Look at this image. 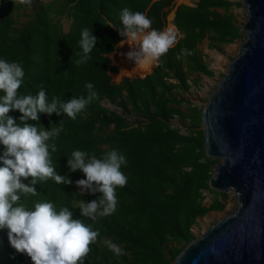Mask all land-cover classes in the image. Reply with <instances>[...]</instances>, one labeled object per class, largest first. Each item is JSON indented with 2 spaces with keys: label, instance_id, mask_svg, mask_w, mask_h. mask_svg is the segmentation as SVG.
Listing matches in <instances>:
<instances>
[{
  "label": "trees",
  "instance_id": "1",
  "mask_svg": "<svg viewBox=\"0 0 264 264\" xmlns=\"http://www.w3.org/2000/svg\"><path fill=\"white\" fill-rule=\"evenodd\" d=\"M235 5L227 0H197L193 6L176 7L173 0H32L25 7L15 0H0V59L23 66L20 94L35 95L43 87L49 101L53 96L68 101L86 96L87 83L98 93V99L75 120L63 114L40 115L38 124L46 130L63 120L62 131L50 141L57 146L51 159L57 173L73 183H39L35 186L38 195L21 201L28 208L42 201L53 203L57 211L69 207L74 219H85L98 230L100 235L90 245L84 264H172L196 239L192 228L197 220L224 211L225 194L209 187L217 161L205 152L201 112L177 91L190 90L192 75H213L199 51L205 40L217 49L241 37L234 17L228 14ZM124 8L143 13L158 31L165 29L174 9L172 23L179 38L151 73L123 78L116 84L111 74H117L119 67L112 65L110 56L123 39L118 27ZM27 14L28 20L21 24L19 19ZM64 20L70 23L67 30ZM84 28L92 30L97 42L91 59L77 65L75 53L80 51ZM181 49L191 54L177 59ZM104 102L116 106L120 114ZM9 115L19 123L18 111ZM175 117L190 122L188 132L172 125ZM113 149L126 157L127 166L121 171L127 183L116 189L115 212L92 222L81 216L78 201L91 202L102 194L79 195L75 181L86 177L80 170L71 172L67 161L74 150L100 158ZM30 179L22 182L27 184ZM206 193L212 196L209 205L205 204ZM105 240L119 245L124 254L114 255ZM0 264H32L26 254L11 248L6 229L0 230Z\"/></svg>",
  "mask_w": 264,
  "mask_h": 264
},
{
  "label": "clouds",
  "instance_id": "2",
  "mask_svg": "<svg viewBox=\"0 0 264 264\" xmlns=\"http://www.w3.org/2000/svg\"><path fill=\"white\" fill-rule=\"evenodd\" d=\"M32 0H15V3L30 5ZM118 33L123 39L120 45L128 44L130 51L122 53L136 67L158 64L170 48L178 42L175 27L162 31L153 29L152 21L141 12L129 8L120 13ZM115 27V26H113ZM97 38L88 28L80 33L79 48L75 53L77 65L91 59L90 53ZM181 49L177 59L190 55ZM66 74V72H65ZM25 72L18 62L0 59V230H7L8 242L16 253L26 254L32 264H84V258L91 251L90 245L97 242L100 235L85 219H74L69 207L57 211L53 203L35 202L32 208L22 203V197L36 196V185L48 180L56 184L71 185L73 181L66 175H59L52 163L51 153L57 151L54 139L62 131L63 120L58 126L46 130L39 125L40 115L62 114L75 120L77 115L98 99L92 83H87L86 96L65 101L53 96L49 101L43 87L35 94L19 93ZM18 111L19 123L9 115ZM37 122L36 124L28 123ZM127 166L126 157L113 149L98 158L95 153L74 150L67 161L71 172L80 170L86 179L75 181L79 195L102 194L91 202L78 201L83 218L95 222L108 217L116 210V189L124 187L127 177L121 171ZM29 183L22 181L29 180ZM104 244L116 256L123 255L119 245L111 240Z\"/></svg>",
  "mask_w": 264,
  "mask_h": 264
},
{
  "label": "water",
  "instance_id": "3",
  "mask_svg": "<svg viewBox=\"0 0 264 264\" xmlns=\"http://www.w3.org/2000/svg\"><path fill=\"white\" fill-rule=\"evenodd\" d=\"M241 4L239 53L201 113L206 155L218 161L209 187L231 191L236 209L172 264H264V0Z\"/></svg>",
  "mask_w": 264,
  "mask_h": 264
},
{
  "label": "rangeland",
  "instance_id": "4",
  "mask_svg": "<svg viewBox=\"0 0 264 264\" xmlns=\"http://www.w3.org/2000/svg\"><path fill=\"white\" fill-rule=\"evenodd\" d=\"M49 1V0H46ZM197 0H173L174 7L185 4V5H194ZM232 4H236L233 6L228 14H231L235 19V25L240 28L241 25L245 22V9L241 4V0H227ZM27 7V4H23ZM27 13L31 12L30 8H27ZM220 14H225L223 10H218ZM175 10L172 11L167 16V21L165 25V29L175 27L172 23L174 18ZM28 20V14L22 16L19 21L21 24L25 23ZM64 29L67 30L69 27L68 21H63ZM164 29V30H165ZM179 35V33H178ZM243 40V34L241 33V37L236 39L231 44H226L215 48L209 47L208 40H205L200 46L199 51L202 54L208 69L213 73L212 76H205V75H192L189 77V83L191 84V88L188 92H178V95L181 99H185L191 103V107L197 108L199 112L202 113V110L210 97L211 93L215 90L218 82L220 81L221 77L226 72V69L229 63L234 60L238 53H239V46L241 41ZM126 43L123 45H118L116 50L111 54L110 59L112 61L113 66L119 67V72L117 74H111L112 81L114 83H120L123 78H135L138 76H144L149 74L155 68V64L150 70L142 71L139 73L127 74L123 72L122 68L118 66L119 62L117 63L114 59L118 56H123L122 53H125ZM127 52V51H126ZM134 64V63H133ZM103 105L110 110H116L117 113L120 114V110L108 102H104ZM129 121H133V117H128ZM172 125L180 129L181 132L186 133L189 130L190 122L188 120H181L175 117L172 120ZM202 129V128H201ZM214 160V159H212ZM218 163V161H217ZM216 167V165H215ZM215 169V168H214ZM214 174V170L212 175ZM205 204L209 205L211 200V195L206 193ZM225 199L223 200L225 204V209L223 212H210L204 218H199L197 220L196 225L192 228L193 235L197 238L199 237L206 229L223 219L224 217L232 214L236 209V201L234 194L231 191L225 193Z\"/></svg>",
  "mask_w": 264,
  "mask_h": 264
},
{
  "label": "bare ground",
  "instance_id": "5",
  "mask_svg": "<svg viewBox=\"0 0 264 264\" xmlns=\"http://www.w3.org/2000/svg\"><path fill=\"white\" fill-rule=\"evenodd\" d=\"M126 46V50H125V54L127 53V52H129L131 49H130V47H129V45L128 44H126L125 45ZM127 51V52H126ZM119 65L118 66H120L121 68H122V70H123V72H125V73H127V74H133V73H139V72H142V71H146V70H150L152 67H153V65H150V66H146V67H143V68H141V67H136V65H135V62L134 61H129L127 58H126V56H118V57H116L115 59H114ZM134 63V64H133Z\"/></svg>",
  "mask_w": 264,
  "mask_h": 264
},
{
  "label": "crops",
  "instance_id": "6",
  "mask_svg": "<svg viewBox=\"0 0 264 264\" xmlns=\"http://www.w3.org/2000/svg\"><path fill=\"white\" fill-rule=\"evenodd\" d=\"M185 5V4H184ZM188 6H190V5H188ZM191 6H193V5H191ZM169 15V14H168ZM118 45H120V43L118 44Z\"/></svg>",
  "mask_w": 264,
  "mask_h": 264
}]
</instances>
